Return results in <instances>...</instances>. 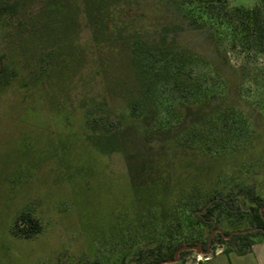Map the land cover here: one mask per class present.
I'll list each match as a JSON object with an SVG mask.
<instances>
[{"label":"rangeland","instance_id":"obj_1","mask_svg":"<svg viewBox=\"0 0 264 264\" xmlns=\"http://www.w3.org/2000/svg\"><path fill=\"white\" fill-rule=\"evenodd\" d=\"M9 2L0 63L16 75L0 80V264H123L109 256L123 246L135 264L160 244L183 246L164 264H264L263 243L239 256L215 234L245 222L194 224L241 186L264 197V55L231 48L168 0ZM162 52L170 74L155 61ZM102 111L116 128L89 130ZM230 111L246 118L236 131L214 125ZM25 212L42 226L32 239L12 234Z\"/></svg>","mask_w":264,"mask_h":264},{"label":"trees","instance_id":"obj_2","mask_svg":"<svg viewBox=\"0 0 264 264\" xmlns=\"http://www.w3.org/2000/svg\"><path fill=\"white\" fill-rule=\"evenodd\" d=\"M168 2L184 9L186 16L193 22L202 24L215 33L220 32L223 34L231 42V48L244 49L253 56L264 55V0H261L253 8L234 7L228 3V0H168ZM13 9L14 5L9 0H0V22ZM153 56L156 58L155 55ZM168 56L169 53L162 52L155 61L164 62L161 72L166 71L170 74ZM158 74L161 75L160 72ZM15 75L16 72L14 70H10L8 66L0 63L1 81L3 80L6 84H9V78ZM175 79V87H178L177 78ZM181 89L186 91L187 85L183 84ZM140 105V102L131 105L133 116H139ZM99 114L98 117L90 114L86 123L87 128L92 131H113L117 123L111 121L104 111ZM240 118L246 120L241 113L230 111L219 115L213 123L214 125L220 123L222 129L230 128V131L233 132L237 130L235 126ZM192 133L193 131L190 133V138L193 139L195 134ZM240 198H243L249 205L247 213L242 212ZM223 218H236L238 221L247 224V231H238V233L226 232L224 234L215 233L222 240L231 234L229 239L224 241L228 247L226 253L233 252L243 256L249 253L252 246L257 242L264 244V197L257 193L255 187L251 185L241 186L235 193H229L225 197H216L210 205L205 207V211L202 214L195 217L194 224L205 225L209 230L216 231L219 229V224ZM41 230L42 226L39 220L30 213L25 212L17 217L12 234L15 237L32 239L39 235ZM106 246L110 247V244L107 243ZM208 246L209 242L206 240L203 243V250H207ZM182 248V244L173 246L160 244L153 249L140 250L135 264L174 262L175 254ZM182 253L184 252L181 251L179 254ZM125 254L126 247H120L115 254L113 251L109 253L110 260L115 261L122 257L121 261H123V264H128L125 262ZM92 264L101 263L94 261Z\"/></svg>","mask_w":264,"mask_h":264},{"label":"water","instance_id":"obj_3","mask_svg":"<svg viewBox=\"0 0 264 264\" xmlns=\"http://www.w3.org/2000/svg\"><path fill=\"white\" fill-rule=\"evenodd\" d=\"M236 233H238V232H236ZM230 236H231V234L229 236H227V239H229ZM166 263H168V262H166ZM171 263H174V262H171Z\"/></svg>","mask_w":264,"mask_h":264},{"label":"crops","instance_id":"obj_4","mask_svg":"<svg viewBox=\"0 0 264 264\" xmlns=\"http://www.w3.org/2000/svg\"><path fill=\"white\" fill-rule=\"evenodd\" d=\"M257 243H258V242H257ZM257 243H256V244H257ZM256 244H254V245L252 246V248H251L250 252L253 250V247H254Z\"/></svg>","mask_w":264,"mask_h":264}]
</instances>
